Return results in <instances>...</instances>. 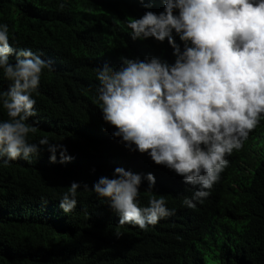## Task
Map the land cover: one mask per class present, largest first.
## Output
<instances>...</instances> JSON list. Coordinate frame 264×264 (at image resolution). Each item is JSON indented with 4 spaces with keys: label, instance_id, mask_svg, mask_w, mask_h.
<instances>
[{
    "label": "trees",
    "instance_id": "16d2710c",
    "mask_svg": "<svg viewBox=\"0 0 264 264\" xmlns=\"http://www.w3.org/2000/svg\"><path fill=\"white\" fill-rule=\"evenodd\" d=\"M148 10L163 11V0H0V24H8L12 47L30 48L52 65L32 93L38 115L28 123L37 131L28 140L38 143L47 136L73 157L61 163L57 149V161L50 162L51 153L42 145L40 154L28 160L0 161V264H264V141L256 140L264 138V123L236 151V172L225 170L216 188L225 193L222 203L202 227L185 229L158 245L145 235L108 240L116 225H110L113 217L100 203L107 199L91 190L94 182L105 169L123 167L141 174L140 188L148 189L145 177L152 160L112 135L116 129L94 103L96 69L105 63L118 68L121 56L174 63L167 40L130 35L127 21ZM10 83L0 70V93ZM7 119L0 106V120ZM240 161L250 167L247 172ZM156 172L160 179L154 193L166 189L167 173ZM74 181L81 185L77 205L63 217L60 199Z\"/></svg>",
    "mask_w": 264,
    "mask_h": 264
},
{
    "label": "clouds",
    "instance_id": "9594fccd",
    "mask_svg": "<svg viewBox=\"0 0 264 264\" xmlns=\"http://www.w3.org/2000/svg\"><path fill=\"white\" fill-rule=\"evenodd\" d=\"M163 3V11H145L129 19L127 27L133 40H167L174 63L159 57L121 56L118 68L105 63L96 69L99 87L94 103L103 120L116 129L112 135L121 138L129 151L152 160L145 177L148 189L140 188L141 174L123 167L114 172L105 169L94 182L91 190L109 201L100 203L113 217L110 225H116L108 240L145 235L158 245L185 229L202 227L222 203L220 195L225 193L218 194L216 188L225 170L236 172V151L264 123V0ZM46 67L51 63L30 48L14 49L8 24H0V70L11 82L0 93V106L9 117L0 120L4 163L38 156L42 145L51 153L50 162L57 161V149L61 163L73 159L66 146L51 143L47 136L38 143L28 140L29 133L37 131L28 123L38 115L32 93ZM240 165L244 172L250 169L244 161ZM156 170L165 171L167 178L166 189L154 193L151 190L160 179ZM80 187L74 181L63 193L61 216L77 205ZM83 187L88 189L87 184Z\"/></svg>",
    "mask_w": 264,
    "mask_h": 264
}]
</instances>
